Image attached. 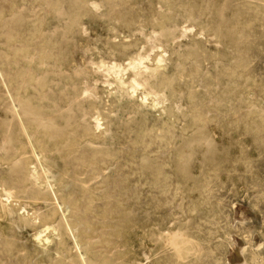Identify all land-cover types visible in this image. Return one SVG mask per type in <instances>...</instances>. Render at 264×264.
<instances>
[{
	"label": "rangeland",
	"instance_id": "obj_1",
	"mask_svg": "<svg viewBox=\"0 0 264 264\" xmlns=\"http://www.w3.org/2000/svg\"><path fill=\"white\" fill-rule=\"evenodd\" d=\"M0 264H264V0H0Z\"/></svg>",
	"mask_w": 264,
	"mask_h": 264
},
{
	"label": "bare ground",
	"instance_id": "obj_2",
	"mask_svg": "<svg viewBox=\"0 0 264 264\" xmlns=\"http://www.w3.org/2000/svg\"><path fill=\"white\" fill-rule=\"evenodd\" d=\"M160 59V58H159ZM161 61V60H160ZM158 63V62H157ZM102 66V65H101ZM140 67H142L141 66V63L139 62V61H132V62H130L129 63V68L130 69H132V70H136L137 69V71H138V69H139V72H140V70H142ZM105 72L106 73H108V74H113L115 77H116V79H117V81H118V83H119V85L120 86H122V81H121V78H120V75H121V72H122V69L120 68V67H118V66H116V65H111V66H107V67H105ZM141 73V72H140ZM123 75V74H122ZM132 81H134V80H132ZM134 85H138V83L136 82V81H134ZM131 89H133V88H131ZM134 92V91H133ZM8 199V198H7ZM60 209V208H59ZM47 228V227H46ZM40 237L38 236L37 237V239H39ZM47 240V239H46ZM238 250V249H237ZM79 252V251H78ZM234 255V254H233ZM237 256H238V253H237ZM235 260V259H234ZM236 260H238L237 259V257H236ZM235 260V261H236Z\"/></svg>",
	"mask_w": 264,
	"mask_h": 264
}]
</instances>
